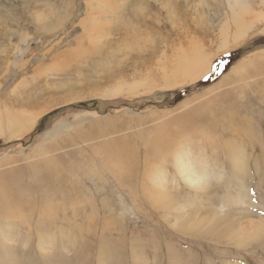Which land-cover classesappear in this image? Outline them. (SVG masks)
Here are the masks:
<instances>
[{
    "label": "rangeland",
    "instance_id": "1",
    "mask_svg": "<svg viewBox=\"0 0 264 264\" xmlns=\"http://www.w3.org/2000/svg\"><path fill=\"white\" fill-rule=\"evenodd\" d=\"M107 1L0 0V176L23 167L35 172L41 167L49 174L48 184L58 188L54 203L65 213H58L60 218L44 224L41 231L20 226L19 217L15 222L2 220V225L13 223L6 244L15 248L17 242L12 240L26 235L19 246L22 252L29 250L35 259L45 247L49 255L62 238L83 233L82 239H88L90 233L101 232L104 224L109 227L113 211L116 225L110 226L109 233L124 229L127 238L134 234L154 242L164 236L181 251L215 258L213 264L222 257L230 264H264L260 248L231 250L229 246L221 250V257L213 245L193 241L192 233H178L173 227L200 203L232 214L236 213L230 208L238 203L258 217L264 215V1ZM193 52L201 53V60L191 78H175L170 73L174 61ZM184 62L185 56L180 65ZM83 103L93 105L73 108ZM212 120L218 121L213 127ZM229 127L238 130L237 165L228 164L215 149L208 168L224 174L208 179L213 187L210 196L199 197L183 188H195L197 183L188 182L180 169L177 176V169L171 172L175 159L149 164L146 173L139 175L149 191L154 184L161 192H183L186 196L178 203H185L187 212L170 213L164 220L136 197L125 196L130 187L109 180V168L118 161L128 164L132 156L143 168L147 144L183 151L197 147L193 152L231 146L226 144L233 137ZM185 160L193 161L191 156ZM251 163L262 169L251 172ZM189 166L195 170L193 164ZM33 174H22L31 187L40 183ZM110 200L112 209L100 208ZM46 227L53 229L48 232ZM7 233L3 232L4 239ZM38 233H46L40 247ZM206 235L202 232V238L195 239L204 240ZM159 248L143 264H163ZM73 250L86 255L82 261L92 258L94 264H106L92 248L78 244Z\"/></svg>",
    "mask_w": 264,
    "mask_h": 264
},
{
    "label": "bare ground",
    "instance_id": "2",
    "mask_svg": "<svg viewBox=\"0 0 264 264\" xmlns=\"http://www.w3.org/2000/svg\"><path fill=\"white\" fill-rule=\"evenodd\" d=\"M109 1L111 0H108L107 2ZM173 1L176 2V0H172V2ZM148 2L149 1L146 0L141 3L149 4ZM92 10H97V8H94ZM171 10H173V8ZM235 19L236 16L233 13L232 15L233 24L235 25V29L239 30V25ZM183 56H185V62L181 66L180 64L183 63ZM200 60H201V53L197 54L193 52L189 56L182 54L178 56V58L174 61V63L172 62L173 66L171 68L170 73L173 74L175 78L180 77V79L184 78L185 80H188L191 78L190 75L191 72L193 73L195 64ZM206 63L208 65V62H205V64ZM207 65H205L206 68ZM200 73L202 74V72ZM172 80L175 81V79ZM171 83L174 82L172 81ZM220 98H222V96H220ZM217 123L218 121L212 120L211 126L213 127ZM229 130L233 133V137L229 139L226 142V144L231 146H215V147L210 146L207 147V149L204 150L199 149L200 151H196V152H193L192 149H197V147H191V146L184 147L185 151H183L182 148L173 150L172 147L174 146H153L152 144H147V146H145L146 147L145 153L147 158H146V164L144 165L143 168L140 167L141 165L139 166L137 165V163L135 164L137 157L132 156L129 160H127L129 161L128 164H126L123 161H118L113 164L112 168H109L112 170V172L108 170L111 176V179L109 178V180L111 181V183L115 182L117 186L124 185L130 187V189L132 190L127 191L128 194H125V196L130 198L131 196L136 197L137 199L140 200V204L142 206H147L152 211L160 213L161 218L164 220L170 213H173V215H177L183 211L187 212L188 208L186 207L185 203H183V206L179 205L178 203L179 198L181 197L185 198L186 196L183 192L176 194L174 193L175 189H173L174 194L161 192L154 184H152V189H151L152 191H149L148 189L149 185L146 186V182H144V184L141 183L142 180L140 179V176L146 173L149 164L157 163L162 165L164 164V162L168 163L169 159H171V161L175 159L174 161L175 168L171 169V172L177 169V171L174 172L175 176H177L178 169H180L181 173H185V175L188 176L187 179L188 182L197 183V186L195 188H190L187 186H183V188L185 190H192L195 193L194 195L196 196L198 195L199 197L210 196L209 193L213 190V187L211 185H208V181H209L208 179L215 178V176L219 174L222 175L224 174L222 170L214 171L208 168L207 163L210 161V159L213 158L214 151L218 150L220 155H223L227 159L228 164L237 165L236 153H237V149L240 146H236L235 140L237 139L238 130L237 128H233V127H229ZM170 149H172V151L169 154ZM145 153L142 155L143 157ZM219 153H217V157H221L218 155ZM175 156L177 157L174 158ZM189 156H191L193 161L189 160L188 162L187 160H185L186 158H189ZM112 158L114 159V157ZM188 164L189 165L193 164L195 170L192 169V166H189ZM249 168L251 172H255L257 170L259 171L260 169H262L261 167L259 168L256 163L249 164ZM36 170L37 171L35 172V171H31L28 167H23L17 170L7 172L6 174L0 176V222L2 220L15 222L17 220V217H19L20 226L23 225H26L27 227L33 226L34 228L33 230L41 231V228L44 226V224H48V225L54 224L58 220V218H60V215L65 214L64 211L61 210V208L57 209L58 206H56L54 203L55 198H53V194L56 192V189L58 188L52 185V183L48 184V182L50 181L48 182L46 181L48 178L47 176L49 175V174L46 175L48 172H43L41 167L37 168ZM247 171L245 172V177L246 179H249ZM28 172L35 173L32 175V176L35 175L33 179H39L40 180L39 185L41 186L34 185V187H31L26 185L27 183L25 184L22 178L23 176L22 174ZM45 181L47 182V184L45 183ZM248 181L249 180H247L246 185H248L249 183ZM44 183L46 185H44ZM44 186H46V188L48 187L47 192H43V189L45 188ZM137 194H141V195H137ZM29 195H31V197H29ZM243 195L246 197L247 192L244 191ZM181 202L183 201H181L180 199V203ZM108 203L109 205L107 204L106 201L102 202V204H100V208L106 210V212L109 208L112 209V207L114 206L112 200H110ZM46 207H50L52 209V212L48 213L47 211H45ZM31 208L32 211L30 212V214L23 215L25 210ZM191 209L193 211L192 210L188 211L186 213V218L183 221L173 226L174 228H176V232L178 233L186 232V234L192 233V235L195 238H199V239L202 238V232L206 233L207 235L205 236L204 240H199L195 238H191V239L193 241H198L213 245V249H214L213 251L218 252V255H220L221 257H222L221 250H228L230 249L229 246L233 247L231 248V250H243V249H248L251 246L254 248H260V250L264 252V215L263 214L260 217H258L253 213L252 210L249 209L246 210V208H240L238 206V203H236V205L230 208L232 210H235L236 214L225 212L223 210H221L220 212H216V208L214 209L205 208V206L202 203L194 205ZM114 215L115 212L113 211H111V213L109 214L111 218L109 224L111 227H114L116 225ZM12 224L13 223H7L6 225H2V223H0V261H1L0 264H13L14 262H19L20 260H25L26 261L24 262L25 264H94L92 258H88L87 260L84 261L81 260V258L86 257V255L82 254L78 250L76 251L73 250V248L76 247L78 244H80L82 248H92L94 254L100 257V261L106 264H143V260L148 259L151 254L157 252L156 248H158V246L160 247L159 248L160 253L163 255L162 257V259L164 260L163 264H199V263L213 264L212 263L213 259H215V258L209 259L207 257L201 258L198 254L192 255L193 251L191 250L189 252L186 250L181 251L176 244L169 243L168 240H166V237L164 236L160 237L159 242L156 241L154 242L152 240H144L141 237L138 238L134 234L130 238H127V234L125 231H123L124 230L123 228L122 231H118L116 233H109L108 229L110 228V226L105 227L106 224L108 223L102 226L101 232L90 233L88 239H82L81 236L83 233H81V235L75 234L74 238L69 240H63L62 238V240H60L61 245L58 244L55 249H51L49 255L46 254L47 251L45 250L44 247L41 249V253H39L36 256V258L33 259V255L32 258H30L28 249H27L28 251L26 250L27 252H22L21 249L19 248L20 242L23 241L25 238H27L26 235H21L23 239L19 237L12 240L17 242V247L15 248H10L9 245L6 244V241L11 240L10 234H12V226H13ZM46 228L48 229V232L51 229H53L51 227H46ZM69 229L73 233L80 234V232H78L76 229H72L70 227ZM5 231H7L8 233H7V237L4 239V236L2 234ZM171 231H173V229ZM19 234H21L20 231L18 232V235ZM45 234L46 233L42 235L38 233L36 235L37 237L36 241H38L39 247L42 245V240ZM232 236L237 237L238 240L237 241L234 240ZM64 241L65 243L63 244ZM55 243L57 242H54L53 244ZM17 248L18 251L16 252ZM65 251L66 253H71V254L65 255L64 253ZM65 256H68L70 258H65ZM182 256H189V259L187 261H182L181 260ZM193 260H196L197 263L195 261L193 262ZM222 262H224L223 264H230L228 261L224 260L223 257L218 262V264H221ZM18 264H22V263H18Z\"/></svg>",
    "mask_w": 264,
    "mask_h": 264
},
{
    "label": "trees",
    "instance_id": "3",
    "mask_svg": "<svg viewBox=\"0 0 264 264\" xmlns=\"http://www.w3.org/2000/svg\"><path fill=\"white\" fill-rule=\"evenodd\" d=\"M231 57V56H229ZM215 74L213 75V77L211 78V81L213 80ZM93 104H89V103H83V104H78L76 106H73V108H86V107H89V106H92ZM72 108V106H70Z\"/></svg>",
    "mask_w": 264,
    "mask_h": 264
}]
</instances>
